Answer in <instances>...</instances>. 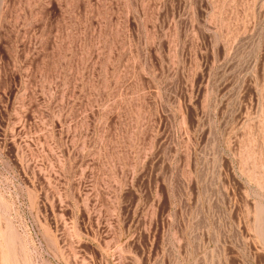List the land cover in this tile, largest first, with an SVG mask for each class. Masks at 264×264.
Returning <instances> with one entry per match:
<instances>
[{"label": "rangeland", "instance_id": "1", "mask_svg": "<svg viewBox=\"0 0 264 264\" xmlns=\"http://www.w3.org/2000/svg\"><path fill=\"white\" fill-rule=\"evenodd\" d=\"M0 264H264V0H0Z\"/></svg>", "mask_w": 264, "mask_h": 264}]
</instances>
